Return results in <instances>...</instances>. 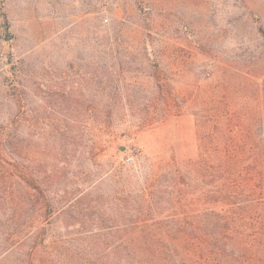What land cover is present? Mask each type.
I'll return each mask as SVG.
<instances>
[{"label":"rangeland","instance_id":"rangeland-1","mask_svg":"<svg viewBox=\"0 0 264 264\" xmlns=\"http://www.w3.org/2000/svg\"><path fill=\"white\" fill-rule=\"evenodd\" d=\"M17 92L28 156L34 144L41 171L66 163L71 186L100 182L110 198L122 180L139 188L171 156L192 171L187 160L212 146L204 138L212 122L199 119L227 101L264 120V0H0V123ZM163 97L181 114L140 128ZM108 100L116 102L108 154L79 153L92 144L85 140L75 154L68 135L96 134L97 145L106 137ZM63 149L71 155H56Z\"/></svg>","mask_w":264,"mask_h":264},{"label":"trees","instance_id":"trees-1","mask_svg":"<svg viewBox=\"0 0 264 264\" xmlns=\"http://www.w3.org/2000/svg\"><path fill=\"white\" fill-rule=\"evenodd\" d=\"M14 96L16 110L0 123V264H264V120L226 101L199 119L212 122L204 135L212 146L187 160L192 171L173 156L161 159L139 188L122 180L109 198L100 182L71 186L68 165L57 157L41 171L36 146L28 156L23 145L21 96ZM155 103L158 112L140 128L181 114L172 99ZM115 105L104 104L100 145L96 134L65 137L75 154L84 140L92 144L79 153L94 161L108 154Z\"/></svg>","mask_w":264,"mask_h":264},{"label":"built area","instance_id":"built-area-1","mask_svg":"<svg viewBox=\"0 0 264 264\" xmlns=\"http://www.w3.org/2000/svg\"><path fill=\"white\" fill-rule=\"evenodd\" d=\"M130 160H132V157H129V158L127 159V161H130Z\"/></svg>","mask_w":264,"mask_h":264}]
</instances>
